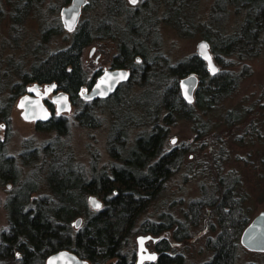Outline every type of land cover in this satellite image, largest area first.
Instances as JSON below:
<instances>
[{
    "label": "rangeland",
    "instance_id": "obj_1",
    "mask_svg": "<svg viewBox=\"0 0 264 264\" xmlns=\"http://www.w3.org/2000/svg\"><path fill=\"white\" fill-rule=\"evenodd\" d=\"M70 1L0 0L2 97L8 98L11 85L19 80L20 70H29L34 63L70 45L73 33L65 30L61 22V9ZM88 1L79 24L88 22L93 27L105 25L111 28L113 17L118 19L116 24L122 27V13L118 17L120 7L125 8L124 12L137 9L143 22L147 24V42L153 58L158 56L156 64L159 69L153 77L155 81L146 88L142 83H138L141 76L137 77L139 81L135 78L133 83H130V80L125 82L119 94L121 103L111 106V103L106 102L100 107H89L95 117L92 118L95 124L90 126L81 122L78 117L81 106L71 102L69 112L58 113L57 105L53 102L56 92L50 94L44 98L42 104L48 109L51 117L66 119L67 128L63 134L57 131H39L35 121H26L23 118L25 109L20 107V97L12 104V126L7 153L18 156L26 147L39 150L36 161H32L37 169L27 167L25 174L36 170L41 183L39 194H46L48 190L44 180L49 165L53 163V157H57L58 161L66 163L67 166L85 172L89 178L94 173L105 172L110 175L114 166H121L119 158L125 153H112L111 134L115 126H123L126 138L124 144L127 147L125 150L130 149L135 139L143 132H150L155 123L165 126L167 134L164 139V151L183 147L184 161L180 169L165 182L158 196L138 215L124 253L128 258L133 255L137 258V238L151 235L157 241H148L146 247L158 257V241L169 237L172 242L170 253L182 255V264H202L213 255L208 247V240L220 231L212 209L205 208L195 224L191 221L190 214L187 220L190 224V237L183 241L173 239L176 227L167 231L166 236H156L144 231L142 224L165 222L168 216L184 221L189 204L204 195L209 196L221 178L227 182H234L236 179L238 186L235 189L238 197H245L244 211L250 221L264 211V31L259 43L250 49L251 51H245V57L226 56L216 51L213 53V46L218 47L222 38L236 34L244 21V13L230 3V0H224L220 6H216L218 0H138L137 5H131L128 0H115L111 3L113 8L110 17V0ZM17 10L20 19L14 23L12 18ZM138 19L142 21L139 17ZM58 26L62 27L60 34H46L44 40L46 29H57ZM116 36L99 38L84 49L82 63L88 80H94L95 83L104 71L113 68L112 59L118 52L119 43V34ZM202 40L209 43L218 71L238 75L239 85L230 97L211 109L199 110L195 108L194 103H188L196 119L175 116L171 124L165 125L163 116L167 112L161 106L157 114L150 108L153 113L151 116L147 114L149 107L143 108V105L160 100L161 92L170 84L166 77L160 79V65L167 62L172 66L197 54V45ZM252 54L254 56H251ZM142 62L141 57L135 60L138 64ZM157 84L160 86L158 91L155 88ZM45 85H42V91ZM92 87L85 86L84 89L88 92L83 93L89 94ZM83 100L89 102L86 98ZM145 108H148V111L143 110ZM230 112L241 114L240 120L228 123L227 116ZM0 138H5V127L2 125ZM47 144L51 145L52 151H46ZM117 146L119 147L118 144ZM7 195V188H0V231L8 226L7 212L4 209ZM96 201L101 204L100 198H96ZM104 206L103 203L101 209ZM90 207L93 211H98L91 205ZM78 228L79 226L76 227ZM263 261L264 253L250 252L241 245L235 264H262ZM115 262L116 260L112 261Z\"/></svg>",
    "mask_w": 264,
    "mask_h": 264
},
{
    "label": "trees",
    "instance_id": "obj_2",
    "mask_svg": "<svg viewBox=\"0 0 264 264\" xmlns=\"http://www.w3.org/2000/svg\"><path fill=\"white\" fill-rule=\"evenodd\" d=\"M223 1L218 0L216 6H220ZM112 2L115 0L109 2V17L112 14ZM230 3L242 10L244 21L236 34L222 38L218 47L213 46V53L216 51L226 56L241 55L243 58L245 51L253 49L259 43L264 31V0H230ZM120 8L118 17L122 13V27L116 24L118 19L115 17L112 18L114 23L110 25L111 28L105 25L93 27L88 22L79 24L68 47L49 54L46 59L34 63L29 70L19 71V80L11 85L7 99L1 96L3 84L0 82V125L5 127V138H0V188H7L8 192L4 202L8 226L0 231V264H46L50 255L61 250L73 252L92 264H111L113 260H116L114 264H136L135 255L128 258L124 253L136 219L183 164L185 148L165 152L167 128L158 123L153 125L150 132L139 135L128 150H125L127 147L124 144L126 138L123 126H115L111 134L112 153H125L120 158L118 156L121 166H114L110 175L101 172L94 173L89 178L85 172L67 166L53 157L45 180L43 178L48 190L46 194H39L41 183L36 170L25 174L27 167L37 169L32 161H36L39 150L26 147L18 156L7 153L12 126V104L16 99L24 97L30 84H57L60 90L70 95L74 105L82 107L78 117L89 126L95 124L92 120L95 117L89 107H100L106 102L111 103V106L121 103V86L108 99L89 102L83 100L82 90L85 86L92 87L94 80L87 79L82 54L87 46L99 38L117 37L119 34L118 52L112 59V67L130 69V83L135 82V78L139 81L137 77L141 76L138 83H142L144 88L152 85L159 65L156 64L158 56L153 58L147 42V24L143 22L137 9L124 12L125 8ZM19 15L17 10L12 18L14 23L20 19ZM60 31L61 26L57 29L48 28L43 38L46 39V34H60ZM137 57L142 58L141 64L135 63ZM160 67V79L166 77L170 84L161 92L160 100L143 105V108L148 106L147 114L151 116L153 113L150 108L157 114L161 106L167 112L163 116L165 125L171 124L175 116L196 119L191 105L182 98L179 87L181 78L191 73L198 75L200 82L194 105L199 110L211 109L230 97L240 81L239 76L231 72L220 70L211 74L206 63L197 54L172 66L162 62ZM158 85L155 86L157 91L160 87ZM143 110L148 111V108ZM240 118L241 114L230 112L227 122L236 123ZM36 128L39 131H57L63 134L66 132L67 122L64 117H52L48 121L38 122ZM45 149L52 151L50 144ZM237 186L236 179L234 182H227L221 178L209 196L204 195L189 204L184 221L168 216L165 222H145L142 227L144 231L156 236L165 235L176 227L173 239L183 241L190 237V224L187 223L190 214L191 221L195 224L203 210L210 208L217 218L220 231L208 240L207 244L213 255L202 264H235L241 247L239 237L250 222V217L244 211L245 197H238L235 189ZM90 196L100 198L105 204L104 208L93 211L88 201ZM171 249L169 237L161 238L156 246L159 253L157 259L144 264H182V255L171 254Z\"/></svg>",
    "mask_w": 264,
    "mask_h": 264
},
{
    "label": "water",
    "instance_id": "obj_3",
    "mask_svg": "<svg viewBox=\"0 0 264 264\" xmlns=\"http://www.w3.org/2000/svg\"><path fill=\"white\" fill-rule=\"evenodd\" d=\"M131 5H137L128 0ZM89 4L88 0H71V2L61 9V22L65 30L69 33H74L80 23L82 11ZM206 47L202 48L201 46ZM197 55L202 59L211 74L218 72L210 45L206 40H202L197 45ZM140 59V58H138ZM125 70H107L93 85L90 91V98H108L117 89L119 80L127 78ZM199 77L195 73H191L180 81L181 95L187 103L195 102V93L199 86ZM53 102L57 105V112L64 113L71 110L70 95L60 90L55 83L45 85L42 91V85L35 83L28 87L27 94L20 101V107L25 109L23 118L26 121L45 122L51 117L48 109L42 104V99L48 97L50 94L55 93ZM175 142V141H174ZM93 201V197L89 199ZM99 205V203H98ZM79 222V220H77ZM150 240L157 241L151 235L140 236L138 241V264L144 262H153L156 260L157 255L150 253L146 247V243ZM240 244L250 252L264 253V211L260 212L243 230L240 237ZM46 264H90L88 260L80 258L73 252L68 250H61L50 255Z\"/></svg>",
    "mask_w": 264,
    "mask_h": 264
},
{
    "label": "flooded vegetation",
    "instance_id": "obj_4",
    "mask_svg": "<svg viewBox=\"0 0 264 264\" xmlns=\"http://www.w3.org/2000/svg\"><path fill=\"white\" fill-rule=\"evenodd\" d=\"M70 2H71V1H70ZM137 59H138V58H137ZM109 70H125V71L127 72V75H128L127 78L118 81V83H117V89H118L120 86H122L125 82H127V81H129V80L131 79L132 72H131L129 69H126V68H120V69H119V68H110ZM128 70L131 72V74H130V72H129ZM106 71H107V70H106ZM106 71H104L103 74H104ZM103 74H102V75H103ZM102 75H101V76H102ZM101 76H100V77H101ZM100 77H99V78H100ZM94 84H95V83H94ZM94 84H93V85H94ZM117 89L114 91V93L117 91ZM83 91H84V92H88L86 89H83L82 92H81V94L83 93ZM114 93H113V94H114ZM89 94H90V92H89ZM89 94L86 95L85 93H83L84 98L88 99L89 101H90V100H94V101H95V100H99V99H101V100H105V99H108V98H109V97H108V98H96V99H92V98H90V95H89ZM113 94H112V95H113ZM25 95H26V94H25ZM25 95H24V96H25ZM112 95H111V96H112ZM22 98H23V97H22ZM44 98H47V97H44ZM44 98L42 99V103H43ZM51 118H52V117H50V119H51ZM36 123H38V122H36ZM91 197H93V199H94L93 201H90V200H89ZM89 199H88V201H89V203H90V205L92 206L93 209H98V210L101 209V207H102V205H103V201H100L101 204H99V207H96V205H97V203H99V201H96V198H95L94 196H90ZM82 259H83V258H82ZM156 259H157V258H156ZM85 260H86V259H85ZM88 261H89V260H88ZM154 261H155V260H154ZM154 261H153V262H154ZM89 262H90V261H89ZM147 262H148V261H147ZM149 262H150V261H149ZM144 263H146V262H144ZM144 263H143V264H144ZM90 264H92V263L90 262ZM111 264H114V263H111ZM136 264H138V253H137V258H136Z\"/></svg>",
    "mask_w": 264,
    "mask_h": 264
},
{
    "label": "snow or ice",
    "instance_id": "obj_5",
    "mask_svg": "<svg viewBox=\"0 0 264 264\" xmlns=\"http://www.w3.org/2000/svg\"><path fill=\"white\" fill-rule=\"evenodd\" d=\"M131 2L134 4V3H136V0H131ZM201 47L204 48L206 46L205 45H202ZM96 207H99V205H96Z\"/></svg>",
    "mask_w": 264,
    "mask_h": 264
},
{
    "label": "bare ground",
    "instance_id": "obj_6",
    "mask_svg": "<svg viewBox=\"0 0 264 264\" xmlns=\"http://www.w3.org/2000/svg\"><path fill=\"white\" fill-rule=\"evenodd\" d=\"M137 58H140V57H137Z\"/></svg>",
    "mask_w": 264,
    "mask_h": 264
}]
</instances>
